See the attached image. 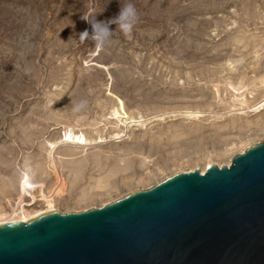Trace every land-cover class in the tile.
<instances>
[{
  "label": "rangeland",
  "instance_id": "obj_1",
  "mask_svg": "<svg viewBox=\"0 0 264 264\" xmlns=\"http://www.w3.org/2000/svg\"><path fill=\"white\" fill-rule=\"evenodd\" d=\"M129 2L131 33L80 42L84 15ZM260 142L264 0H0V222L99 208Z\"/></svg>",
  "mask_w": 264,
  "mask_h": 264
},
{
  "label": "water",
  "instance_id": "obj_2",
  "mask_svg": "<svg viewBox=\"0 0 264 264\" xmlns=\"http://www.w3.org/2000/svg\"><path fill=\"white\" fill-rule=\"evenodd\" d=\"M0 264H264V142L99 208L0 224Z\"/></svg>",
  "mask_w": 264,
  "mask_h": 264
},
{
  "label": "clouds",
  "instance_id": "obj_3",
  "mask_svg": "<svg viewBox=\"0 0 264 264\" xmlns=\"http://www.w3.org/2000/svg\"><path fill=\"white\" fill-rule=\"evenodd\" d=\"M95 14L84 15L82 17L91 26V37L88 30H85L80 34L79 40L83 43L86 39L94 41L95 46L99 49H103L112 43L113 31L110 30V24L116 23L119 25V29L125 35L131 33L133 28L139 21V16L136 7L132 3L124 4L118 15L111 21L104 22L96 19ZM88 100L81 99L78 102L72 104L73 112H81L87 109Z\"/></svg>",
  "mask_w": 264,
  "mask_h": 264
},
{
  "label": "bare ground",
  "instance_id": "obj_4",
  "mask_svg": "<svg viewBox=\"0 0 264 264\" xmlns=\"http://www.w3.org/2000/svg\"><path fill=\"white\" fill-rule=\"evenodd\" d=\"M82 142V141H81ZM98 143V141H96V142H93V143H88V144H90V145H93V144H97ZM100 143V142H99ZM87 144V145H88ZM32 188H34V186L30 183V181L29 180H24L23 182H22V189L24 190H28V189H32ZM52 211V210H51ZM44 212H47V211H42V212H38V213H35V214H27V215H23L22 216V219H21V221H25V220H27L28 218H30V217H33V216H36V215H38V214H41V213H44ZM3 223H11V222H0V224H3Z\"/></svg>",
  "mask_w": 264,
  "mask_h": 264
}]
</instances>
